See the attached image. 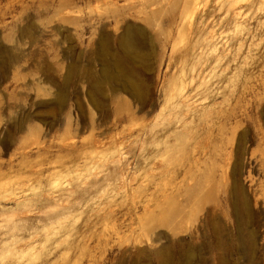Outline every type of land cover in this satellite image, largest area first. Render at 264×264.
<instances>
[{"label":"rangeland","instance_id":"1","mask_svg":"<svg viewBox=\"0 0 264 264\" xmlns=\"http://www.w3.org/2000/svg\"><path fill=\"white\" fill-rule=\"evenodd\" d=\"M0 264H264V0H0Z\"/></svg>","mask_w":264,"mask_h":264},{"label":"bare ground","instance_id":"2","mask_svg":"<svg viewBox=\"0 0 264 264\" xmlns=\"http://www.w3.org/2000/svg\"><path fill=\"white\" fill-rule=\"evenodd\" d=\"M218 1H219V0H218ZM236 1H237V0H236ZM238 4H239V3H238ZM235 6H236V5H235ZM235 6H234V7H235ZM234 7H233V8H234ZM237 10H238V9H236V11H237ZM239 10H240V9H239ZM239 10H238V11H239ZM226 11H227V10H226ZM239 13H240V12H239ZM239 13H238V15H240L242 12H241L240 14H239ZM191 20H192V19H191ZM207 25H208V24H207ZM121 64H122V63H121ZM121 66H122V65H121ZM205 75H206V74H205ZM203 78H205V76H204ZM192 95H193V94H192ZM123 175H124V174H123ZM125 178H126V177H125ZM123 180H124V179H123ZM47 200H48V201H54L55 199H54V198H48ZM56 200H57V199H56ZM56 200H55V202H57ZM55 202H54V203H55ZM23 204H24V203H23ZM25 204H27V203H25Z\"/></svg>","mask_w":264,"mask_h":264}]
</instances>
